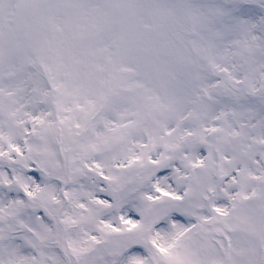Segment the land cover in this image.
Returning <instances> with one entry per match:
<instances>
[{"label": "snow or ice", "instance_id": "1", "mask_svg": "<svg viewBox=\"0 0 264 264\" xmlns=\"http://www.w3.org/2000/svg\"><path fill=\"white\" fill-rule=\"evenodd\" d=\"M0 264H264V0H0Z\"/></svg>", "mask_w": 264, "mask_h": 264}]
</instances>
